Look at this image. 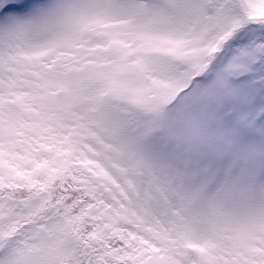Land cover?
<instances>
[{"label": "snow or ice", "instance_id": "6c2138e0", "mask_svg": "<svg viewBox=\"0 0 264 264\" xmlns=\"http://www.w3.org/2000/svg\"><path fill=\"white\" fill-rule=\"evenodd\" d=\"M0 264H264V0H0Z\"/></svg>", "mask_w": 264, "mask_h": 264}]
</instances>
